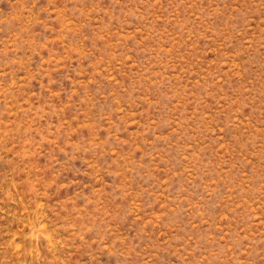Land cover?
<instances>
[{
    "label": "rangeland",
    "instance_id": "1",
    "mask_svg": "<svg viewBox=\"0 0 264 264\" xmlns=\"http://www.w3.org/2000/svg\"><path fill=\"white\" fill-rule=\"evenodd\" d=\"M0 264H264V0H0Z\"/></svg>",
    "mask_w": 264,
    "mask_h": 264
}]
</instances>
